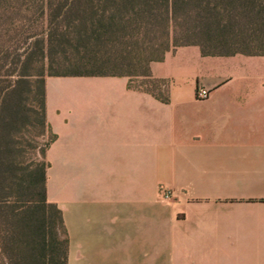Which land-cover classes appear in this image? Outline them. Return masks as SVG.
<instances>
[{
	"label": "crops",
	"instance_id": "obj_1",
	"mask_svg": "<svg viewBox=\"0 0 264 264\" xmlns=\"http://www.w3.org/2000/svg\"><path fill=\"white\" fill-rule=\"evenodd\" d=\"M150 70L168 101L127 76L45 78L67 264H264V54L180 45Z\"/></svg>",
	"mask_w": 264,
	"mask_h": 264
},
{
	"label": "trees",
	"instance_id": "obj_2",
	"mask_svg": "<svg viewBox=\"0 0 264 264\" xmlns=\"http://www.w3.org/2000/svg\"><path fill=\"white\" fill-rule=\"evenodd\" d=\"M41 29L0 55V264H67L60 209L47 198V76H127L129 87L168 101L152 61L180 45L202 54H264V0H33ZM23 48V49H22ZM11 57V58H9ZM39 64L40 72H31ZM64 71H52L56 66ZM3 70L5 72H3ZM44 70L46 73L44 74ZM48 131L42 160L16 157L17 135Z\"/></svg>",
	"mask_w": 264,
	"mask_h": 264
},
{
	"label": "rangeland",
	"instance_id": "obj_3",
	"mask_svg": "<svg viewBox=\"0 0 264 264\" xmlns=\"http://www.w3.org/2000/svg\"><path fill=\"white\" fill-rule=\"evenodd\" d=\"M33 0H0V55L5 49H20L26 43L24 37L30 31L41 29V12L32 5ZM39 1V0H38ZM20 47V48H19ZM23 49V48H22ZM11 58V57H9ZM64 66H56L52 71H64ZM39 64L31 68V72H40ZM3 72H5L3 70ZM46 71L44 70V74ZM72 77H50V89L57 90L81 84V80ZM79 79V78H78ZM48 140V131L36 123L29 125L17 135L16 157L23 164L42 160V150Z\"/></svg>",
	"mask_w": 264,
	"mask_h": 264
},
{
	"label": "built area",
	"instance_id": "obj_4",
	"mask_svg": "<svg viewBox=\"0 0 264 264\" xmlns=\"http://www.w3.org/2000/svg\"><path fill=\"white\" fill-rule=\"evenodd\" d=\"M207 96H208V91H207L206 89L201 88V89H199V90L197 91V97H198V98H206ZM170 196H171V193H170L169 191H167V190H162V197H163V198L167 199V198H169Z\"/></svg>",
	"mask_w": 264,
	"mask_h": 264
}]
</instances>
